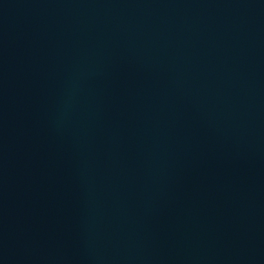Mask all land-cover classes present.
Listing matches in <instances>:
<instances>
[{"label":"water","instance_id":"1","mask_svg":"<svg viewBox=\"0 0 264 264\" xmlns=\"http://www.w3.org/2000/svg\"><path fill=\"white\" fill-rule=\"evenodd\" d=\"M0 264H264V0H0Z\"/></svg>","mask_w":264,"mask_h":264}]
</instances>
